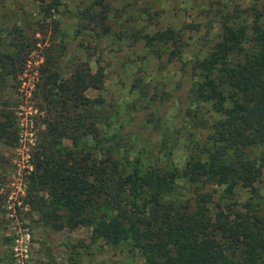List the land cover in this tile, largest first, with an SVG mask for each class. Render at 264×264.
<instances>
[{
  "label": "trees",
  "instance_id": "1",
  "mask_svg": "<svg viewBox=\"0 0 264 264\" xmlns=\"http://www.w3.org/2000/svg\"><path fill=\"white\" fill-rule=\"evenodd\" d=\"M91 21L99 29L94 44H79L85 58L56 35L17 29L9 41L0 39V94L33 53L42 57L35 97L45 128L28 175L41 221L71 230L92 226L95 240L130 244L144 264H264V199L255 187L264 164V0L234 7L210 43L197 48L185 35L191 26L115 35L104 10ZM108 36L144 42L159 63L178 64L185 124L155 113L137 124L133 111L108 112L104 97L88 95L105 86L103 54L94 51ZM142 80L136 77L135 86ZM8 103L0 96V141L14 146L20 129ZM147 123L162 130L160 156L144 135ZM138 142L142 148L131 158ZM177 144L189 149L183 167L173 159ZM240 187L251 196L237 205Z\"/></svg>",
  "mask_w": 264,
  "mask_h": 264
},
{
  "label": "rangeland",
  "instance_id": "2",
  "mask_svg": "<svg viewBox=\"0 0 264 264\" xmlns=\"http://www.w3.org/2000/svg\"><path fill=\"white\" fill-rule=\"evenodd\" d=\"M255 3L256 0H0V39L9 41L17 29L25 30L28 36L56 35L65 42L72 41L70 52L85 58L84 47L79 44L95 43L99 28L91 17L95 19L104 10L115 35L124 28L154 34L191 26L194 30L185 35L188 43L197 48L210 43L234 7L251 9ZM79 17L83 19L82 29L74 37ZM53 20L58 21V27H54ZM98 52L103 54L106 65V82L102 90H90L88 95L104 97L108 112L118 109L127 116L131 110L139 116L137 124L152 113L172 123H186L180 103L187 92L177 86L178 64L159 63L144 42L130 45L117 36L105 37L96 47L95 56ZM41 62V54L36 51L24 73L9 80L6 92L0 94L8 99L20 129L16 145L0 141V264H144L142 252L130 244L110 246L95 240L92 226L71 230L44 224L38 207L32 204L28 175L46 117L35 97ZM91 65L95 69L93 61ZM136 77L143 78L139 87L134 84ZM191 131L201 132L195 127ZM144 135L151 138L154 157L160 156L162 130L147 123ZM133 146L128 152L131 158L142 144ZM189 154L185 145L177 144L173 152L176 165L183 167ZM255 187L264 199V164ZM217 192L216 200L220 191ZM237 192V205L250 200L251 193L246 188L240 187Z\"/></svg>",
  "mask_w": 264,
  "mask_h": 264
}]
</instances>
